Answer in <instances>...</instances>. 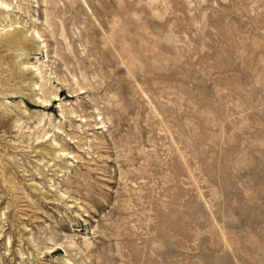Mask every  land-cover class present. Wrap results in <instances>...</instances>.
<instances>
[{"label":"rangeland","instance_id":"obj_1","mask_svg":"<svg viewBox=\"0 0 264 264\" xmlns=\"http://www.w3.org/2000/svg\"><path fill=\"white\" fill-rule=\"evenodd\" d=\"M0 264H264V0H0Z\"/></svg>","mask_w":264,"mask_h":264},{"label":"bare ground","instance_id":"obj_2","mask_svg":"<svg viewBox=\"0 0 264 264\" xmlns=\"http://www.w3.org/2000/svg\"><path fill=\"white\" fill-rule=\"evenodd\" d=\"M1 5L4 6L8 11H11V7H12L11 5L6 3H2ZM7 32H11L14 42L18 45V47H20V49L17 51L16 57H19L21 60L22 59L24 60L30 53L39 52L40 49L44 48V45L42 46L36 42L37 39L38 40L40 39L39 34L36 32L31 33L29 31H26L25 29H23L22 26L19 25L10 29ZM26 69H29L31 76H35V77L41 76V73H38V70H33V68H28V67H26ZM34 86L35 85H33V87ZM30 99H32V102L34 104H38V105L49 103L48 100L40 101V99L36 100L32 98V96L30 97Z\"/></svg>","mask_w":264,"mask_h":264}]
</instances>
